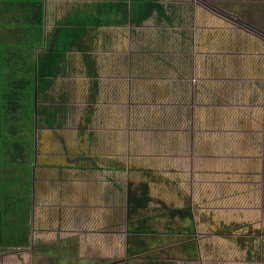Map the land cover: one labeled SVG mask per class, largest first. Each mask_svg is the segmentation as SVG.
Wrapping results in <instances>:
<instances>
[{
	"label": "crops",
	"instance_id": "0c3cea01",
	"mask_svg": "<svg viewBox=\"0 0 264 264\" xmlns=\"http://www.w3.org/2000/svg\"><path fill=\"white\" fill-rule=\"evenodd\" d=\"M198 2L188 7L183 0H159L165 12L163 17L153 13L139 26L129 22L124 26L95 28L101 29V36L94 58L97 82L94 120H108L105 126L98 127L95 140H105L109 147L105 157L120 158L124 156L120 150L125 147L128 161L137 159V163L131 164L130 168L147 171L165 166L169 169L173 163L175 170L165 173L182 174L185 170L196 187L199 184L194 176L196 174L206 175L212 186L216 182L215 172L217 176L225 175L232 161L245 170L246 166L242 165L264 157V115H258L263 106L259 108L248 100L249 93L264 92L256 85L259 82L258 86H264V51L248 52L249 48L245 49V46L256 41L254 36L243 33L214 12L217 4L226 13L253 6L254 9L246 8L245 11L263 14L264 0ZM73 10L55 20L54 0H0V92L9 91L13 81L31 75L32 64L36 68L38 56L45 50V41L41 42L42 33L45 40L49 38L54 34L56 21ZM257 21L261 22L262 18ZM126 26H132L134 30L140 27L185 28L189 29V36H150L137 46L133 37L115 36V30ZM109 28L110 36L108 30H104ZM229 33H233L232 37H227ZM86 39L87 36L84 37L85 44ZM183 40L190 46L187 51H182L180 47ZM235 48L240 51H234ZM75 52H68L67 55ZM119 120H126L121 128ZM131 120H142V124L148 127L141 128V132L135 131ZM140 133L142 144H138ZM154 134L158 135V150L149 143ZM52 136L45 132L32 137L34 161L38 165H30L27 178L21 170L10 166L9 171L14 170V174L8 183V168L0 166V252L7 247L13 248V245L22 249L25 235L30 238L39 236L38 226L44 220L41 211L44 208L60 211L62 220L65 216H71L73 220L72 215L80 212L90 213L102 184L96 173L113 171V168L105 170L96 166L63 168L60 172L62 180H56V183L62 184L59 202L55 208L53 201L52 205L42 208L39 201L44 194L57 199L52 189L48 188V181L54 177L58 179V174H54L53 178L49 175L43 178L40 170H47L42 158L56 148L48 143ZM123 136L126 146L121 147ZM100 156L104 155L100 153ZM171 157L175 160L170 161ZM179 165H184V168L178 171L176 167ZM33 169L35 172H32ZM1 175L5 178L1 179ZM33 176L38 179L41 190L33 189ZM175 181L182 183L181 180ZM162 188L167 189L165 185ZM29 195L36 198L30 205L34 212L31 221L21 215ZM97 208L105 212L103 205ZM49 209L46 211L50 212ZM30 225L36 226L29 230L31 233L28 231ZM80 227L86 231L85 236L88 231H93V227L89 228L86 224ZM100 232L103 235L100 234L97 243L104 246L106 230ZM6 237L19 238V246L16 240L11 242V246L7 243L2 245L1 239L7 241ZM30 249L34 252L37 246L31 244ZM226 261L221 264H247Z\"/></svg>",
	"mask_w": 264,
	"mask_h": 264
},
{
	"label": "rangeland",
	"instance_id": "374dc122",
	"mask_svg": "<svg viewBox=\"0 0 264 264\" xmlns=\"http://www.w3.org/2000/svg\"><path fill=\"white\" fill-rule=\"evenodd\" d=\"M96 1L100 0H54L55 20L74 8H87ZM183 1L188 7L194 2L200 3L198 0ZM214 7L216 15L229 21L243 33L254 36L256 41L245 46V49H251V51L248 49V52L264 51L262 50L264 49V13L245 11L246 8L254 9L253 6L242 7L229 13L222 12L217 4ZM260 18L262 21H257ZM104 30H108V35H111L110 28ZM42 34L41 42L44 43V33ZM164 34L186 37L189 36V29L166 30L160 27L154 29L140 27L134 30L132 26H126L115 30V36L135 38L137 46H141L150 36L159 37ZM232 35L233 33H229L227 37ZM100 36L101 29L90 30L87 35L86 44L93 58L99 50ZM180 47L182 51L190 48L186 40H183ZM234 51L240 50L235 48ZM66 57L63 72L54 79L49 94L56 98L60 94L65 95L67 102L64 105L68 107L67 119L64 120L62 129L36 131V136L45 132L53 135L48 143L56 148L53 153L45 154L42 158L47 170H40L43 178L47 175L53 178L54 174H58V179L54 177L48 181V188L52 189L51 192H54L57 199L44 194L42 199L37 201L42 208L52 205L51 201L53 208L56 207L62 185L56 183V180H62L60 172L63 168L96 166L105 170L113 168V171L96 173L102 184L100 183L97 199L90 213L80 212L73 214L75 216L72 215L73 220L70 219L71 216L69 218L65 216V220H62L60 211L46 208L50 210L48 212L45 208L42 209L44 220L39 222V236L35 233L33 234L36 237L30 238L25 235L23 239L26 242L20 245H23L22 249L13 245V248L7 247L6 250L1 251L0 264H221L224 260L264 264V171H262L264 157L242 165L246 166L245 170L242 169L243 167L238 168L241 165L232 161L231 168L226 170L225 175L217 176L215 172L216 182L212 183V186L210 181H207L206 175L196 174L194 176L199 183L197 187L191 183L190 175L185 170L182 174L165 173L168 170H175L173 163L169 169L165 166L159 170L146 169L147 171H142V168H139L140 170L130 168L131 164L137 163V159L131 158L132 161L129 162L125 157V147L123 151L120 150V154L124 156L105 157L109 147L104 139L96 141L95 133L98 127L105 126L108 120H94L95 104L88 101L91 80L85 73L81 54L69 53ZM258 83H256L257 87L263 91L264 86H258ZM248 96L250 103L254 102L259 108L263 106L258 110V115L263 116L264 92L255 91ZM87 116L90 120H85ZM125 122L126 120H119V127L121 128V124ZM131 122L136 128L135 131L148 127L142 124V120H131ZM26 135L29 133L27 132ZM138 135L140 140L138 144H142L143 136L141 133ZM157 136L154 134L153 140L149 143L158 150L160 147ZM108 144L110 145L109 142ZM120 145L126 146L124 136ZM100 153L104 156L101 157ZM32 159L31 166L38 165L34 161V153ZM174 160L175 158H170V161ZM176 168L178 171L182 170L184 165ZM32 172L35 170L33 169ZM34 175L38 176L37 173ZM3 176L1 175V179L5 178ZM35 176L32 179L35 183L33 189L41 190ZM175 180H181L182 183ZM140 182L147 183L150 201L142 211L140 217L142 219L138 223L137 219L128 221L126 217V193L129 186ZM164 185L167 189L162 188ZM35 200L36 198L29 195V200L24 203L21 214L30 221L34 213L30 205ZM98 205L105 207L104 213L97 208ZM166 209L180 210V213L170 214ZM84 224L89 228L93 227V231H88L86 236V231L80 227ZM32 227L30 225L28 231ZM102 230H106L107 234L103 238L106 244L104 246L97 243L100 234L103 235L100 232ZM110 234L114 237L112 238ZM31 244L37 246L34 252L30 249Z\"/></svg>",
	"mask_w": 264,
	"mask_h": 264
},
{
	"label": "trees",
	"instance_id": "16d2710c",
	"mask_svg": "<svg viewBox=\"0 0 264 264\" xmlns=\"http://www.w3.org/2000/svg\"><path fill=\"white\" fill-rule=\"evenodd\" d=\"M153 13L157 17L165 15L159 0H100L81 10L75 8L62 20L56 21L54 34L46 38L45 50L39 54L36 68L34 64L30 68L31 75L13 81L14 85L9 91L0 92L1 167L15 166L17 171H22L24 178L28 177L33 156L35 114L37 127L40 129L64 126L68 112V107L64 105L67 99L64 94L57 98L50 96L49 90L54 79L63 72L66 54L71 51L81 54L85 73L91 80L88 101L94 102L97 93L96 64L84 37L90 30L100 26H124L129 22L139 26ZM85 120H90L89 116ZM27 132L29 135L25 136ZM13 174L14 170L11 172L6 169L8 183L11 182ZM23 182L26 183L24 180ZM126 199L128 221L137 219L140 223L141 213L150 201L147 183L140 182L129 186ZM166 211L170 214L180 213V210ZM6 240L1 239V244L7 243L11 246L14 240L17 241L16 245L20 243L19 238L6 237ZM22 241L26 242L23 238Z\"/></svg>",
	"mask_w": 264,
	"mask_h": 264
},
{
	"label": "flooded vegetation",
	"instance_id": "af4514ba",
	"mask_svg": "<svg viewBox=\"0 0 264 264\" xmlns=\"http://www.w3.org/2000/svg\"><path fill=\"white\" fill-rule=\"evenodd\" d=\"M63 128V127H62ZM62 128H53V129H62ZM34 134H36L37 132V130H43V129H48L47 127H43L42 129H40V128H38L37 127V121H36V125H35V122H34ZM53 129H51V130H53ZM34 134H33V136H34ZM33 160V159H32Z\"/></svg>",
	"mask_w": 264,
	"mask_h": 264
},
{
	"label": "water",
	"instance_id": "95a60500",
	"mask_svg": "<svg viewBox=\"0 0 264 264\" xmlns=\"http://www.w3.org/2000/svg\"><path fill=\"white\" fill-rule=\"evenodd\" d=\"M36 120H37V117H36V114L34 115V122H35V125H36Z\"/></svg>",
	"mask_w": 264,
	"mask_h": 264
}]
</instances>
